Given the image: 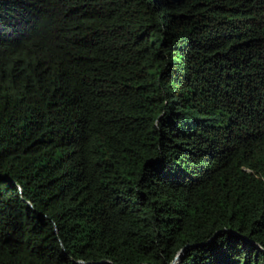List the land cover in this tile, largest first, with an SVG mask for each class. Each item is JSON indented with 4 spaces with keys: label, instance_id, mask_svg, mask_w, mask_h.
I'll use <instances>...</instances> for the list:
<instances>
[{
    "label": "trees",
    "instance_id": "trees-1",
    "mask_svg": "<svg viewBox=\"0 0 264 264\" xmlns=\"http://www.w3.org/2000/svg\"><path fill=\"white\" fill-rule=\"evenodd\" d=\"M183 247L264 264V0H0V264Z\"/></svg>",
    "mask_w": 264,
    "mask_h": 264
},
{
    "label": "water",
    "instance_id": "water-1",
    "mask_svg": "<svg viewBox=\"0 0 264 264\" xmlns=\"http://www.w3.org/2000/svg\"><path fill=\"white\" fill-rule=\"evenodd\" d=\"M218 231H219V230H218ZM216 233H217V232H216ZM216 233H214L213 236H215ZM210 240H211V238L208 239V241H210ZM184 249H185V247H183V248H181V249L179 250V252L175 255L174 259L172 260L171 264H176V263H177V261H178V259L180 258L182 252L184 251ZM76 262H78V263H83V264H95V263H98V262H95V261H83V260H76Z\"/></svg>",
    "mask_w": 264,
    "mask_h": 264
}]
</instances>
